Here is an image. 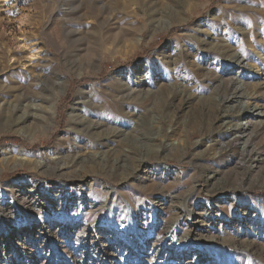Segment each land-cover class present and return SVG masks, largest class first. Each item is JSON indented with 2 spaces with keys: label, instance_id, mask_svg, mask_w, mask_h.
<instances>
[{
  "label": "rangeland",
  "instance_id": "374dc122",
  "mask_svg": "<svg viewBox=\"0 0 264 264\" xmlns=\"http://www.w3.org/2000/svg\"><path fill=\"white\" fill-rule=\"evenodd\" d=\"M239 103L264 111V0H0V124L27 117L0 126V264H264Z\"/></svg>",
  "mask_w": 264,
  "mask_h": 264
},
{
  "label": "bare ground",
  "instance_id": "6f19581e",
  "mask_svg": "<svg viewBox=\"0 0 264 264\" xmlns=\"http://www.w3.org/2000/svg\"><path fill=\"white\" fill-rule=\"evenodd\" d=\"M240 57L238 56H235L233 57V62L236 63L237 66H239L240 64ZM147 85L148 86H151L152 83L149 81L147 82ZM242 85L238 82V85H237V88H236V91L238 92H242ZM239 98H242V94H240L238 96ZM240 105V108H239V112L238 114H240V112H243V115L244 117L246 118L244 122H232V121H228V131H229V134H231V137L225 145H222V147H230V145L232 144L231 142L233 140H243V149L246 148L247 144L249 143L248 141L250 140V137L249 135H247V132L249 131L250 129V125L253 123V121L255 120V123H260V124H264V111H259L258 110V106H254L252 108H250L249 110H244L241 106L242 104L239 103ZM8 106V105H7ZM31 107V108H30ZM52 107V105H51ZM29 108V110H34V112H36L37 108L34 107V106H29V105H24V108L25 109L24 111H26V109ZM35 114L36 113H33V114H29V116L31 115V118L35 117ZM21 116H17L16 118H7L5 121H3L0 126L1 127H13V126H16V125H24L25 122H26V113L23 112L20 114ZM258 118H261V119H258ZM259 120V121H258ZM236 143V142H235ZM21 159L20 160H29V158L27 157L26 154L24 155H21ZM31 162V159L29 160ZM207 204V203H206Z\"/></svg>",
  "mask_w": 264,
  "mask_h": 264
}]
</instances>
